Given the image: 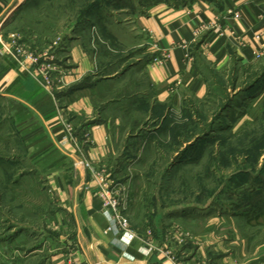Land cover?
Listing matches in <instances>:
<instances>
[{
	"label": "rangeland",
	"instance_id": "1",
	"mask_svg": "<svg viewBox=\"0 0 264 264\" xmlns=\"http://www.w3.org/2000/svg\"><path fill=\"white\" fill-rule=\"evenodd\" d=\"M156 1L22 0L3 19L6 40L62 73L48 87L33 68L35 88L0 94V264H78L79 222L48 182L70 160L46 116L54 111L76 130L65 104L86 85L102 117L118 121L97 168L109 188H122L128 230L163 232L179 264L214 240L208 231L234 228L246 262L264 264V55L226 71L204 65L206 97L181 91L160 101L145 67L159 45L140 21ZM82 57L87 74L75 73Z\"/></svg>",
	"mask_w": 264,
	"mask_h": 264
},
{
	"label": "crops",
	"instance_id": "2",
	"mask_svg": "<svg viewBox=\"0 0 264 264\" xmlns=\"http://www.w3.org/2000/svg\"><path fill=\"white\" fill-rule=\"evenodd\" d=\"M21 1L0 0V25ZM227 10L236 12V16L228 14ZM140 21L159 45L155 58H161L162 52L167 54L160 63L151 60L145 66L149 84L156 88L160 101L172 93L181 94V91L204 98L208 92L204 65L215 71H226L234 62L255 61L254 52L264 49V0H190L183 3L160 0L151 5L148 15ZM199 25L203 28L196 34ZM199 40L201 43L196 44ZM7 44L0 28V94L18 83L32 90L39 82L35 70L22 67L6 49ZM91 67L88 58L82 57L75 73L86 70L87 74ZM63 74L64 80L72 81L73 76ZM91 89L88 85L74 87L69 93L72 99L65 104L78 127L89 122L82 130H88L91 142L78 134L77 148L65 139V130L54 111L46 116L70 160L68 166L52 173L48 182L63 212H71L79 222L77 236L83 241H78L73 261L78 264H174L170 255L172 246L166 243L163 232L154 230L143 238L132 229L122 231L112 227L107 230L113 223L102 208L101 198L94 192L95 182L87 180L89 169L79 161L88 159L91 166L96 167L106 159L110 136L118 121L102 117L92 100ZM93 216L101 219L103 226L97 225ZM58 220H62V215ZM215 232L208 231L207 236L214 240L197 244L195 251L179 264H248L245 246L242 240L238 243L234 228L220 236ZM236 256L238 262L233 260Z\"/></svg>",
	"mask_w": 264,
	"mask_h": 264
},
{
	"label": "built area",
	"instance_id": "3",
	"mask_svg": "<svg viewBox=\"0 0 264 264\" xmlns=\"http://www.w3.org/2000/svg\"><path fill=\"white\" fill-rule=\"evenodd\" d=\"M227 13L232 16H236V12H233L232 10H227ZM202 28L203 25H199V27H197V29L195 30V33L198 34ZM6 49L15 58H17L18 63L25 69L35 68V70L38 71L39 75L43 78V80L45 81L48 87H51V84L53 83L51 76L52 73L53 72L62 73L61 71H58L53 66H51V63L49 61H45V60L39 61L38 55L32 54L31 52L23 48L21 45L17 44L14 38L8 41ZM263 52L264 49L256 50L254 52V58L255 59L260 58ZM166 57L167 54L162 52L161 58H155L154 61L160 63L162 59H165ZM61 123L65 130V134H64L65 139L72 141L77 146V148H79V144L77 142L78 134H82L84 140L86 141L89 140V142H91L89 139L88 130L86 131L78 130V129L75 130L73 125L67 121L62 120ZM91 163L92 162L90 160L85 158L79 161V164H82L83 166L89 169L87 180L91 179L95 182L96 188L94 192L101 198L102 208L108 214L109 218L113 223V226L111 225L107 226V230H111L112 227L113 228L116 227L118 230H124V231L128 230L127 221L122 216V212L123 210H125V203H126L125 197L119 191L122 190V188H116V187L109 188L108 186L109 178L107 177L105 171L97 168V166L96 167L91 166ZM84 187L89 188L88 185H85Z\"/></svg>",
	"mask_w": 264,
	"mask_h": 264
},
{
	"label": "trees",
	"instance_id": "4",
	"mask_svg": "<svg viewBox=\"0 0 264 264\" xmlns=\"http://www.w3.org/2000/svg\"><path fill=\"white\" fill-rule=\"evenodd\" d=\"M158 1V0H157ZM156 1V2H157ZM160 1V0H159ZM175 1H178L179 3H183L184 1H186V2H188V1H190V0H175ZM201 43V41L199 40V41H197V43L196 44H200ZM261 76V75H260ZM255 83H252V84H250V85H248L249 87H251L252 85H254ZM78 87H81V86H78ZM209 93V89H208V92H207V94ZM207 94H206V96H207ZM205 96V97H206ZM89 125V122H85V123H82V124H80L79 125V129L78 130H82V128H84V127H86V126H88ZM176 158H178V156H176L175 157V159ZM257 215H259V216H264V209L263 210H260V212L259 213H257Z\"/></svg>",
	"mask_w": 264,
	"mask_h": 264
},
{
	"label": "bare ground",
	"instance_id": "5",
	"mask_svg": "<svg viewBox=\"0 0 264 264\" xmlns=\"http://www.w3.org/2000/svg\"><path fill=\"white\" fill-rule=\"evenodd\" d=\"M19 4V3H18ZM6 18V17H5Z\"/></svg>",
	"mask_w": 264,
	"mask_h": 264
}]
</instances>
